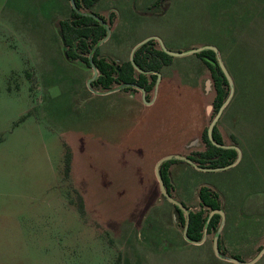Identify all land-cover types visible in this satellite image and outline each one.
<instances>
[{
    "label": "rangeland",
    "instance_id": "obj_1",
    "mask_svg": "<svg viewBox=\"0 0 264 264\" xmlns=\"http://www.w3.org/2000/svg\"><path fill=\"white\" fill-rule=\"evenodd\" d=\"M55 2L0 0V264H117L119 259L121 264H214V258L218 264H234L216 254L214 232L201 247L184 243V227L172 203L165 227L181 244L168 243L169 250L154 251V246L139 242L145 231H153L145 229L144 216L154 197H131L147 167L137 149L129 147L134 113L123 112L117 119L121 107L114 99L84 97L107 90L89 86L92 67L87 78L88 65L70 62L51 21L39 20ZM65 2L69 6V0ZM132 3L150 14H127L124 10ZM109 6L114 21L116 16L120 21L111 39L99 45L101 55L131 60L135 42L151 30L175 51L205 44L219 48L235 88L223 114L224 141L240 146L252 162L245 156L232 173L207 172L198 180L218 183L230 204L245 196H263L264 0H109L100 5ZM110 13L104 16L108 20ZM183 58L168 72L173 75L177 68L185 76L191 68L196 76L200 59ZM202 65L209 80L204 93L212 106L210 123L216 115V91L211 72ZM176 93L169 86L162 108L169 132L175 106L180 112L198 109L196 93L190 98L183 91ZM101 125L108 141L99 140ZM86 131L94 134L84 139V149ZM150 141L139 140L145 148ZM66 144L73 151L69 177L64 172ZM152 186L155 197L166 204L156 179ZM78 195L84 198L85 215ZM259 211L260 222L241 224L240 232H257V224H264V208ZM239 242L234 253L245 259L255 243ZM255 264H264V257Z\"/></svg>",
    "mask_w": 264,
    "mask_h": 264
},
{
    "label": "crops",
    "instance_id": "obj_2",
    "mask_svg": "<svg viewBox=\"0 0 264 264\" xmlns=\"http://www.w3.org/2000/svg\"><path fill=\"white\" fill-rule=\"evenodd\" d=\"M104 1H109V0H100L93 7V10L102 16H106L105 14L107 12L113 11V7L110 6L104 8L100 7L101 3H104ZM46 10H45L46 13L42 14V16L40 14L39 20H41L42 23L45 22L46 20L51 21V25H53L57 33L60 34V27H59L60 21L69 18L71 16L72 13L71 1L69 0V6H68L65 0H56V2L51 6V8H48ZM124 11L131 16H137V17H140L141 15L148 16L150 14L149 12H145L139 9L138 7H135L133 3L130 4V6L126 7ZM47 14L51 16L47 17ZM119 21H120L119 17L116 16L115 21L112 25V34L108 40H110L111 37L113 36V31L117 27ZM150 36H160V35L158 31L151 30L141 35V37H139L135 42V45ZM64 53H65V47H64ZM192 55H196V54H192ZM190 56L191 55L181 56L179 58L174 57L173 60L170 62V64L163 66V68L160 71L161 79L159 80V84L157 87L155 84L153 90L149 94L147 92L144 93L140 89H138V91L135 92L119 89L109 93L104 92L102 94L94 93L93 95H84V97H88V98L109 97L112 100L114 99L115 100L114 105L118 104L119 107H121V109L119 110L120 114L118 112H115V118L117 119L122 118L123 112L131 111L132 113H134V119L132 120L130 127L131 140L129 147L131 148L133 147L137 149V153H138L137 155L139 156V160H141L147 167L145 168V174L143 177L144 179L142 181V185L137 187V191L131 194L132 195L131 197H141V196L145 198L154 197L153 202H151L149 205L146 204L150 208L147 209L146 211L147 214L144 216L145 224H147V226L146 225L144 226L145 229H149V230L152 229L153 233L151 232L146 234L145 231L143 238H141L139 241L142 244L154 246L153 247L154 251L157 250L160 251L161 249L168 247L169 246L168 243L170 245L181 244L180 243L181 240L179 238H175L174 236L169 237L167 235L165 224H169L168 203L170 202L167 199H165L163 194L162 196L164 197V201L166 204H164V202H161L155 197V189L154 186L152 185L155 179L157 180L156 171H155L156 164L162 157L169 154H184L189 156L193 152L204 151L206 149V144L203 140V133L210 124L209 119L211 117L212 106L208 102L209 101L208 95H206L207 94L206 92L209 91L207 84L209 80L206 79V73H204L205 69L202 64H204L207 69L208 67L206 66L204 61L196 55V57L200 59L197 62L199 66L197 65L198 72L196 76L192 74L193 70L191 68L188 71H186L187 75L185 76L183 75L180 76L177 68L173 70L174 71L173 75H172V71L170 73L168 72L169 67H171L175 63H178L177 61L179 60L176 59H184L183 57L186 58ZM104 57H106L110 61H111L110 58H114L112 56H104ZM114 60H116L117 62L118 61L124 62L130 59L114 58ZM69 61L75 64H80L84 66L86 65L84 62L80 60H75V61L69 60ZM85 67L88 69L87 78H89L91 73L90 72L91 68H89V66L88 67L85 66ZM180 69L181 67H179V70ZM169 86H173L175 88V93L177 92L176 95L178 94L179 91H183L185 92L184 96H186L187 98H190L189 94L193 95L194 97V93H196L198 96L197 110L192 108L191 111H188L187 108V110H183L182 112H180L178 108L175 106L173 113L174 119L170 122V124L172 123L173 130L172 131L170 130V132L167 127L165 128V125H167L168 123L164 120L165 115L162 111L163 105L167 100ZM147 95H149V98H147ZM145 99L147 100V102ZM186 99H185V105L189 107V104H187V102L190 103L191 101L190 99L187 100ZM123 106H126L125 109H123ZM223 114L218 122V127L223 136V139L225 140L224 129L226 125L222 123L223 117L225 116V114L224 116ZM101 121H103L105 124L107 120L105 118L104 120ZM99 128H100L99 140L108 141L107 137L105 136L106 128H104V125L99 126ZM136 132L139 133V135L138 134L136 135ZM85 134L87 135V137H84L82 141V146L84 149L87 148L86 145H84L83 143L84 139L89 140L88 136L94 133H92L91 131H86ZM145 138H150L151 140L148 144H146V148L144 144L139 142L140 139H145ZM119 143L120 142H117L116 144ZM225 144L227 143L225 142ZM227 145H234V144L230 143ZM88 153L90 154L89 150ZM245 156H248L246 161L252 162L249 159L250 157L249 154L245 153V151L242 150V156L240 161L236 165L222 170H201L198 169L196 166L185 161H173L168 166V176L170 178L173 196H175L178 200L183 202L186 206H188L192 210L199 209L200 201H199L198 193L202 186H208L216 190L220 194L222 209L225 212V221L220 233L221 248L224 249L225 246L226 248L225 256L236 257L235 255L237 253H234V251H236L239 248V244L241 243L239 242L240 240L246 239V241L254 242L255 245L251 254L247 255L245 259L240 258L241 260L249 261L252 260L258 254L257 253L255 255L256 251L263 244L264 224H257L258 230L256 233H253L251 229L249 230V232H244V231L240 232L241 230L240 225L255 224L256 222H260L259 216L261 215V211L259 210H261V207L264 208V191L262 193L263 196H258L255 198H251V196H245L232 200L230 204L227 202L225 196L221 194L222 187L218 183H206L198 180L201 174L207 172H214L223 175L232 173L233 169L239 167V165H241L245 161ZM187 198H192V199L187 200ZM147 201L144 203H147ZM166 212H168L167 221L165 214ZM183 242L186 244L191 243L185 238V236L183 237ZM191 244L194 245L195 247H201L203 245V244L197 245L193 243ZM263 257L264 254L259 260H261Z\"/></svg>",
    "mask_w": 264,
    "mask_h": 264
},
{
    "label": "trees",
    "instance_id": "obj_3",
    "mask_svg": "<svg viewBox=\"0 0 264 264\" xmlns=\"http://www.w3.org/2000/svg\"><path fill=\"white\" fill-rule=\"evenodd\" d=\"M99 1L75 0L76 8H72L71 16L60 21V34L63 39L67 58L71 61L80 60L89 67L92 66L91 59L93 60L98 70V77L92 82L93 87L109 91L114 89L115 84L120 85L124 90H133L135 86H138L144 88L149 94L153 90L158 78L157 72H160L163 66L170 64L174 57L164 52L161 48H157V42L154 39L143 44L134 54L135 64L144 72L138 71L131 60L117 63L116 61H110L106 57L101 56L97 45L106 36L107 28L105 24H102L91 15L96 13L93 7ZM96 14L109 25H113L114 12L110 13L109 20L98 13ZM95 46L97 48L94 50ZM196 55L204 61L211 72L216 91L214 108L217 113L229 95V82L217 61L215 51L208 49ZM147 98H149V95H147ZM232 137L234 139V136ZM214 138L220 144L225 143L218 124L214 128ZM203 140L206 144V149L204 151L193 152L189 155L200 166L222 167L233 163L238 157L236 149L224 148L213 144L208 136V128L203 133ZM234 142L239 144L236 140ZM173 161L181 160L172 159L164 162L161 166V174L171 194L172 188L168 176V166ZM72 162L73 151L66 144L64 172L67 177L71 174ZM198 197L200 201L199 209L195 211L189 210L188 236L194 241L202 239L206 224L208 225L207 232L209 234L212 232L216 234L221 221V215L217 213L208 221L211 211L222 208L220 194L208 186H202L199 190ZM173 206L178 213L179 223L185 228L186 215L178 206ZM79 208L82 214L85 215L86 207L84 198L81 195L79 196ZM219 246L221 250L220 243ZM235 256L240 258L238 255ZM213 261L215 262L214 264H218L219 260L214 258ZM117 264H121L120 259Z\"/></svg>",
    "mask_w": 264,
    "mask_h": 264
},
{
    "label": "water",
    "instance_id": "obj_4",
    "mask_svg": "<svg viewBox=\"0 0 264 264\" xmlns=\"http://www.w3.org/2000/svg\"><path fill=\"white\" fill-rule=\"evenodd\" d=\"M72 2V5L74 6V8H76V2L75 0H71ZM94 18H96L97 20H99L102 24H105L106 28H107V34L106 36L99 42V44L97 46H99L100 44H102L103 42L107 41L110 36H111V33H112V29H111V26L105 22L100 16H98L97 14L93 13L91 14ZM152 39H156L160 46H161V49L166 52L167 54L173 56V57H181V56H187V55H192V54H197L199 52H202L204 50H213L216 52V55H217V61L223 71V73L225 74L228 82H229V85H230V93L227 97V99L224 101V103L222 104V106L220 107V109L218 110V112L216 113V115L212 118L209 126H208V136L211 140V142L217 146H221V147H224V148H233V149H236L237 152H238V157L236 158V160L229 164V165H226V166H222V167H204V166H200L198 165L197 163H195L189 156L187 155H184V154H169V155H166L164 157H162L158 163L156 164V168H155V171H156V176H157V180H158V183H159V186H160V189H161V192L163 194V196L172 204L176 205L179 207V209H181L185 215H186V225H185V228H184V236L185 238L193 243V244H197V245H201L205 242L206 238H207V227L208 225L206 224L205 226V229H204V235L202 237L201 240L199 241H194V240H191L188 236V227H189V208L181 201H179L178 199H176L174 196H172L170 194V192L168 191L166 185H165V182H164V179H163V176L161 174V166L164 162L166 161H169V160H172V159H177V160H182V161H185V162H188L194 166H196L198 169H201V170H222V169H226V168H229L231 166H234L236 165L240 159H241V156H242V150L239 146L237 145H227V144H220L218 143L215 138H214V128L215 126L217 125V123L219 122L225 108L227 107V105L229 104V102L231 101L232 97H233V94H234V91H235V88H234V80H233V77L229 71V69L227 68L225 62L223 61L221 55H220V51H219V48L216 46V45H213V44H205V45H202V46H198V47H193V48H190L188 50H184V51H175L173 49H170L166 46V44L164 43L163 39L159 36H150V37H147L145 38L144 40H142L141 42H139L138 44L135 45V47L133 48V51H132V56H131V61L132 63L134 64L135 68L140 71V72H144L143 70L139 69L137 67V65L135 64V61H134V54L136 52V50L141 47L143 44L147 43L148 41L152 40ZM97 46H95L94 50L97 48ZM91 64H92V68L94 69V75L92 76L91 80L89 81V86L92 85V82L98 77V70L96 68V66L94 65V62L93 60L91 59ZM158 74V79H157V82H156V87L158 86L159 84V80L161 79V73L160 72H157ZM121 87H118V88H114L113 90H109V91H106L105 93H109V92H112V91H115V90H119ZM144 93L146 92L144 88H140ZM146 100V99H145ZM147 102V100H146ZM212 108V107H211ZM220 214L221 217H222V221H221V224L217 230V233L216 235L214 236V240H213V244H214V250L216 252V254L218 256H223L226 260L230 261V262H233V263H236V264H254L256 263L264 254V247L261 249V251L252 259V260H249V261H246V260H241L240 258L238 257H231V256H224L221 254V251H220V248H219V237H220V233H221V230L223 228V225H224V221H225V212L223 209H217V210H213L210 212L209 214V218H208V221L209 219L214 215V214Z\"/></svg>",
    "mask_w": 264,
    "mask_h": 264
},
{
    "label": "flooded vegetation",
    "instance_id": "obj_5",
    "mask_svg": "<svg viewBox=\"0 0 264 264\" xmlns=\"http://www.w3.org/2000/svg\"><path fill=\"white\" fill-rule=\"evenodd\" d=\"M70 1H71V0H70ZM71 3H72V2H71ZM73 7H74V6L72 5V8H73ZM96 13H97V12H96ZM96 13H95V14H96ZM98 14H99V13H98ZM110 26H111V25H110ZM111 29H112V26H111ZM111 34H112V33H111ZM154 40H156V39H154ZM98 47H99V46H98ZM160 48H161V46H160ZM91 67H92V66H91ZM94 72H95V71H94ZM157 75H158V74H157ZM157 79H158V78H157ZM156 81H157V80H156ZM155 84H156V83H155ZM135 88L140 89V88H142V87L135 86ZM120 89H122V88H120ZM140 90H141V89H140ZM145 91H146V90H145ZM146 92H147V91H146ZM146 92H145V93H146ZM217 124H218V123H217ZM224 144H225V143H224ZM181 161H182V160H181ZM170 194H171V193H170ZM171 195L173 196V194H171ZM174 197H175V196H174ZM175 198H176V197H175ZM176 199H177V198H176ZM179 201H180V200H179ZM173 205H174V204H173ZM187 207H188V206H187ZM188 208H189V207H188ZM221 209H222V208H221ZM189 210H192V209L189 208ZM194 211H195V210H194ZM184 214H185V213H184ZM221 221H222V217H221ZM221 221H220L219 224H221ZM219 226H220V225H219ZM215 235H216V234H215ZM219 243H220V237H219ZM219 248H220V246H219ZM220 251H221V254H222V255H224V256L226 255L225 253L222 252V248H221Z\"/></svg>",
    "mask_w": 264,
    "mask_h": 264
}]
</instances>
